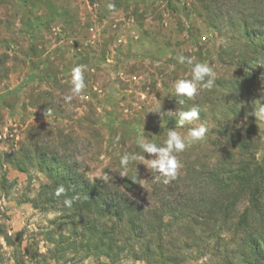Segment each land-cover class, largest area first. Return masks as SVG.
<instances>
[{"label": "rangeland", "instance_id": "rangeland-1", "mask_svg": "<svg viewBox=\"0 0 264 264\" xmlns=\"http://www.w3.org/2000/svg\"><path fill=\"white\" fill-rule=\"evenodd\" d=\"M110 2L113 10L107 8ZM243 20L257 22L256 32L241 33ZM245 29L251 31L250 25ZM180 55L209 64L215 75L212 89L184 98L183 105L176 101L174 84L191 78V66L179 63ZM244 64L257 73L250 85H244V74L238 70ZM77 65L84 72L83 98L66 102L71 70ZM260 103L264 104V0H0V154L18 149L34 131L51 133L44 138L47 154L34 151L29 163L20 162L23 171L6 166L0 233L25 232L21 249L16 239L6 246L0 234V264H34L26 254L24 262L19 259L29 239L45 253L43 232L61 231L52 224L58 212H45L29 202L40 185L50 182L40 165L59 171L58 162L67 161L91 182H101L109 173L147 211L158 205L153 188L160 191V185H170L172 194L184 187L190 180L184 172L191 164L211 168L218 157L225 158L229 168L239 159L248 163L255 158L264 164V121L253 115ZM194 105L200 119L179 127L174 113ZM235 109L244 114L234 116ZM200 123L208 128L206 137L177 154L182 163L177 178L168 184L157 180L151 157L137 141L143 137L163 144L169 129L185 135ZM235 131L248 139L244 148L233 142L230 135ZM125 153L137 159L122 167ZM170 196L166 198L174 201L175 195ZM243 206L241 201L235 212L183 228L172 224L166 211L172 235L163 239V250H154V240L140 241L134 244L135 252L117 251L116 264H160L155 262L158 256L163 264H218L238 242ZM49 264L115 263L105 254H90L84 260Z\"/></svg>", "mask_w": 264, "mask_h": 264}, {"label": "trees", "instance_id": "trees-1", "mask_svg": "<svg viewBox=\"0 0 264 264\" xmlns=\"http://www.w3.org/2000/svg\"><path fill=\"white\" fill-rule=\"evenodd\" d=\"M239 4L244 6L246 2ZM248 24L251 31L245 29ZM255 24L257 22L243 20L239 30L245 35L255 33ZM256 61L252 59L251 62ZM2 62L3 60L1 64ZM252 68L249 64L238 67L244 74V85L254 83L257 73ZM233 114L238 117L244 111L235 109ZM43 134L34 131L28 134L18 149L10 154H0V190L7 188L6 166L23 171L24 165L21 166L20 162L29 163L35 156L34 151L39 149L46 153L44 145L47 143L44 138H50L51 133ZM217 134L226 136L223 131ZM230 136L236 139L234 143L242 144V148L248 143L246 136L239 135L238 131ZM52 144L54 148L58 146ZM3 155H6L4 159L1 157ZM222 159L225 160L223 157L215 159L211 168L197 169L192 164L186 168L184 175L190 180L184 187H176L172 193L175 195L174 201L166 198H172L170 195L174 189L170 185H160V191L158 187L153 188L152 194L158 205L147 211L124 193L121 184L112 181L109 173H106L101 182H91L80 176L75 166L67 161L58 162L61 166L59 171L52 165H40V171L47 173L50 182L40 185L36 197L29 202L32 207L41 208L45 212H58L59 215L52 220V224L60 227L61 231L54 232L49 229L43 232L47 242L45 253L39 252L34 238L29 239L25 249L20 251L19 259L26 254L27 261L31 263L49 264L67 262L72 258L84 260L90 254H105L116 264L117 251L127 250L129 253L134 250V244H139L140 241L151 243L154 240V250L157 253L163 250V239L172 235L168 231L169 223L173 222L176 227L187 226L191 222L194 226H199L212 221L216 216L227 215L236 210L242 201L244 206L237 222L240 225L238 242L234 249L222 255L218 264H264V164L255 158L248 163L239 159L236 167L229 168ZM59 185H63L66 192L57 197L54 192ZM66 198L73 200L71 207L65 206ZM166 211L172 218L171 222L165 220ZM181 220L183 223H179ZM24 232L0 234L3 235L6 246L11 247L16 239L19 242L18 248L21 249ZM155 262L163 264L160 256Z\"/></svg>", "mask_w": 264, "mask_h": 264}, {"label": "clouds", "instance_id": "clouds-1", "mask_svg": "<svg viewBox=\"0 0 264 264\" xmlns=\"http://www.w3.org/2000/svg\"><path fill=\"white\" fill-rule=\"evenodd\" d=\"M107 8L113 10L115 5L110 2L107 4ZM177 60L181 64L187 63L191 66V78L179 79L174 84V93L178 104L183 105L185 103L184 98L191 100L198 95L200 90H210L215 86L214 70L209 64L204 62L193 63L191 58L183 55L178 56ZM71 84V94L65 97L66 102H71L74 96L83 98V90L86 85L82 66L77 65L71 70ZM160 109L151 112L158 113ZM174 115L178 126L183 128L186 124H192L200 119V109L194 105L188 110L176 111ZM253 115L256 120L264 121V104L260 103L255 108ZM207 132L208 128L204 123L190 128L185 135L173 128L168 130L163 144L145 142L143 137H141L137 141V145L143 154L147 153L151 157L150 167L156 174V179L168 184L177 178L178 170L182 167L177 154L184 152L192 144L204 140ZM116 140L119 141L118 136ZM141 158L145 159V156L143 155ZM136 159V155L125 153L120 157V164L122 167H127L130 160L135 161ZM65 192V187L59 185L56 187L54 195L59 197L64 195ZM72 203L73 200L71 198L64 200V204L67 207H71Z\"/></svg>", "mask_w": 264, "mask_h": 264}]
</instances>
